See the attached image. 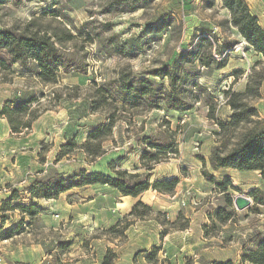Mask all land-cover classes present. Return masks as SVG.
<instances>
[{"label":"rangeland","instance_id":"obj_1","mask_svg":"<svg viewBox=\"0 0 264 264\" xmlns=\"http://www.w3.org/2000/svg\"><path fill=\"white\" fill-rule=\"evenodd\" d=\"M53 12L58 15L56 20ZM167 15L174 17L173 27L157 28ZM34 17H39L43 24L61 23L76 35L63 50L71 63H75V69L62 71L57 89L63 88L64 93L72 96L77 94V100L55 101L54 87L38 83L35 76H27L18 65L14 66L13 76L9 73L11 81L0 82L4 85L0 88V103L5 98L36 95L41 100V109L48 108L30 131L18 135L10 132L7 136L9 123L0 116V138L4 135L6 139L5 147L0 142V209L13 193L19 194V198L11 201L12 207L31 204L26 189L38 185L40 180L51 182L57 175L70 179L85 168L113 175L108 164L123 155L127 158L122 168L137 172L141 166V138L146 135L152 139L156 135L163 140L171 136L177 139L178 155L158 164L151 182L178 178L179 184L174 195L149 190L137 198L122 197L107 186L73 188L58 199L35 201L42 212L33 221L21 209L5 213L0 210L1 264H59L60 261L64 264H104L106 257L110 264H154L148 262L146 255L153 250L152 243L156 239H161L162 243L158 264H176L172 254L179 246L193 242L195 237L184 239L186 236L179 229L163 226L155 218L127 216L140 200L166 213L171 221L183 211L184 218L179 224L187 217L200 223L218 207L227 208L223 193L206 180L204 171L222 181L223 175H230L237 185L236 190L230 189L231 195L234 198L246 195L252 200L251 207L243 211L236 209L232 223L218 224L213 229V232L217 230L218 239L225 242L234 233L233 223L253 238L264 230V208L254 205L250 196L254 186L264 190L259 174L215 171L210 166L216 125L207 117L204 103H196L183 112L150 111L143 106L140 108L142 114L134 117L119 110L114 140L105 142L106 156L95 162L75 152L56 160L67 137L75 133L84 137L91 128L108 123V109H114L113 106L93 112L84 101L95 91L93 81L97 86L105 85L115 90L121 72L150 79L154 70L171 66L181 54L194 49L201 37L214 43L217 37L220 42L233 44L228 65L222 69L206 68L199 63L186 66L192 78L198 76L199 83L212 91L221 106L219 115L226 119L230 109L225 105L223 91L230 87L243 90L253 67L264 70V57L252 48L246 49L248 46L237 29L228 24L230 15L219 1L214 8H207L202 0H0V29L23 26ZM213 56L217 60L222 58L214 50ZM237 70H242L243 74L235 78L233 73ZM164 83L167 85L168 80ZM74 85L80 88H71ZM138 172L145 173V170ZM3 214L7 219H2ZM209 221L212 227L210 218ZM18 224H21L19 231L9 237L4 235ZM112 228L115 230H110ZM164 230L168 233L163 234ZM196 233L194 229L193 236ZM163 243H166L164 247ZM193 258V253H187L186 263H192Z\"/></svg>","mask_w":264,"mask_h":264},{"label":"trees","instance_id":"obj_2","mask_svg":"<svg viewBox=\"0 0 264 264\" xmlns=\"http://www.w3.org/2000/svg\"><path fill=\"white\" fill-rule=\"evenodd\" d=\"M219 1L221 7L226 9L230 15L228 24L236 28L241 38L246 42L247 48H252L258 55L264 57V28L260 25L259 18L251 12L246 0H202L207 8H214ZM56 20L58 17L53 12ZM175 19L172 15H167L161 19L156 26L159 29H171ZM76 39V35L62 26V24H43L39 17L32 18L23 26L16 25L11 28L0 29V82L11 81L9 73L13 76L14 66L18 65L28 75L35 76L38 83L54 87V100L76 101L75 96L64 93V89H57L61 79L62 71L75 69V63L63 52L64 46L68 42ZM222 57L217 60L213 56ZM233 50V44L228 41L220 42L217 37L215 43L207 37H201L194 49L183 53L180 58L175 59L171 66H165L154 70L150 79L137 78L131 73L121 72L119 74L116 89L96 85L95 91L85 97L89 108L93 112H98L104 107L113 106L108 109V123L91 128L86 135L79 136L75 133L67 137L66 143L60 146V152L56 160L63 157H70L79 152L81 155L90 158L92 161L107 155L105 142L114 140L113 130L120 119L118 111L130 113V116H138L140 108L146 106L148 110H162L164 112H183L193 108L196 103H204L207 107V117L214 122L216 129L213 131L215 144L211 148L209 163L213 170L235 169L239 171H258L264 179V118L260 116L254 102L261 98L262 84L264 82V70L252 68L248 74L245 88L234 90L229 88L224 90L226 97L225 105L230 109V114L226 119L220 115L221 106L212 91L200 84L198 76H193L186 71V66L199 63L206 68L222 69L228 65L229 57ZM243 74L242 70L233 73L235 78ZM159 79V81H156ZM168 80L166 85L164 82ZM236 80V79H235ZM71 88L78 90L79 85ZM69 90V89H68ZM41 109V100L36 95L14 98L4 102L0 116L7 119L11 132L21 134L30 131L33 123L47 110ZM169 123V121H166ZM159 135V134H158ZM140 137L136 139L138 142ZM143 147L140 151V164L137 172H129L122 168L121 164L126 160L127 155L119 157L117 161L112 160L108 168L113 175L105 174L101 171H88L82 169L70 179L57 175L51 182L40 180L38 185L28 187L31 204H18L12 207V200H17L19 194L13 193L3 202L2 213L21 209L28 213L31 220L35 219L42 208L35 201H49L58 199L62 194L84 186H107L120 193L122 197L137 198L143 193L154 190L162 194L176 193L179 179H162L151 182L153 170L158 164L168 160L171 156L179 153L177 139L171 136L169 140L162 139L156 135L154 139L149 135L141 138ZM204 166L207 161L202 157ZM144 169L145 173L138 170ZM203 176L207 181L215 185L224 195L226 207H218L214 214H209L212 227H204L205 235L216 236L218 224L221 226L232 223L236 207L235 198L230 193V189L236 190L230 177H224L223 181L204 171ZM69 182V183H68ZM250 196L254 199V205L264 208V190L259 187L250 191ZM130 218H155L161 225L170 226L179 230H185L190 226V220L184 218L183 211L178 213L175 221L168 219L166 213L156 211L152 206L143 201H137L128 214ZM2 219H7V215H2ZM21 229V224L5 233L7 237ZM110 230H115L114 228ZM168 231L164 230L163 234ZM257 232L255 238L250 242L254 243L247 247L244 245L242 255L243 262L251 264H264V236ZM217 237V236H216ZM160 247H154L151 253L146 255L148 262L159 263L158 254ZM59 264H64L61 261ZM104 264H110L108 257ZM205 264H234L233 261L212 262Z\"/></svg>","mask_w":264,"mask_h":264},{"label":"crops","instance_id":"obj_3","mask_svg":"<svg viewBox=\"0 0 264 264\" xmlns=\"http://www.w3.org/2000/svg\"><path fill=\"white\" fill-rule=\"evenodd\" d=\"M250 6L251 12L259 18L260 25L264 28V0H246ZM4 85H0V88H3ZM262 96L260 99L256 101L254 104L255 107L258 109L259 114L261 117L264 118V82L261 88ZM4 100V101H3ZM0 103V107L4 104L5 101L9 100V98L3 99ZM10 126V125H9ZM11 129H8L7 136H10ZM12 133V132H11ZM13 134V133H12ZM16 135V134H13ZM5 136L0 138V142L2 147H5ZM8 140V139H7ZM226 171V170H234L239 173H250V172H257L261 177L258 171H239L235 169H219L215 171ZM224 177H230L233 181V178L225 174ZM221 180V179H218ZM262 187L264 189V179H262ZM234 184V183H233ZM234 186H237L234 184ZM260 186V185H259ZM256 188L255 186L253 189ZM63 195V194H62ZM130 197V196H127ZM209 213V212H208ZM190 220L189 228L185 230H180L188 239L195 237L193 242L194 244L186 243L184 246H179L177 251L172 254V257L176 258V264H187L185 257L187 253H193V262L188 264H205V263H212V262H226V261H233L234 264H251L249 262H243L242 255L244 253V245L247 247L253 245L254 243L250 242L251 236L248 235L247 231L244 229H239L237 223H233V232L228 239L221 241L216 236H207L204 232V227L208 225L209 218L203 219L200 223L198 220L195 221L193 217H187ZM138 227V226H137ZM200 228V230H198ZM194 229L197 230V233L193 236ZM259 233L263 234L264 230L259 231ZM217 241V242H216ZM161 239H156L152 245L154 247H161ZM163 247L166 243H163ZM171 246H173L171 244ZM176 248V247H173ZM185 255V257H184ZM171 259V258H170ZM1 264V262H0Z\"/></svg>","mask_w":264,"mask_h":264},{"label":"water","instance_id":"obj_4","mask_svg":"<svg viewBox=\"0 0 264 264\" xmlns=\"http://www.w3.org/2000/svg\"><path fill=\"white\" fill-rule=\"evenodd\" d=\"M234 204L237 210L243 211L252 205V200L249 196L238 195L235 197Z\"/></svg>","mask_w":264,"mask_h":264},{"label":"built area","instance_id":"obj_5","mask_svg":"<svg viewBox=\"0 0 264 264\" xmlns=\"http://www.w3.org/2000/svg\"><path fill=\"white\" fill-rule=\"evenodd\" d=\"M246 43V42H245ZM245 54V53H244ZM0 262H2V259H0Z\"/></svg>","mask_w":264,"mask_h":264}]
</instances>
